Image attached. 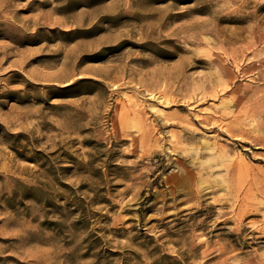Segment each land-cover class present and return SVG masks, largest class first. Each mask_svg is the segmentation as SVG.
<instances>
[{"label":"rangeland","instance_id":"obj_1","mask_svg":"<svg viewBox=\"0 0 264 264\" xmlns=\"http://www.w3.org/2000/svg\"><path fill=\"white\" fill-rule=\"evenodd\" d=\"M0 264H264V0H0Z\"/></svg>","mask_w":264,"mask_h":264}]
</instances>
